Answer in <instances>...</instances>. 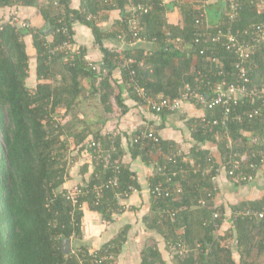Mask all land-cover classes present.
Masks as SVG:
<instances>
[{
    "label": "trees",
    "instance_id": "trees-1",
    "mask_svg": "<svg viewBox=\"0 0 264 264\" xmlns=\"http://www.w3.org/2000/svg\"><path fill=\"white\" fill-rule=\"evenodd\" d=\"M138 1L152 6L149 12L141 13L138 31L140 39L154 43V47H126L124 51L127 56L144 61V65L137 68V76L139 83L150 94L178 97L187 84L194 85L197 82V71L203 68L204 62L201 48L210 45L212 49H217L212 41L195 42V32L198 30L196 20L203 9L200 5L204 4V0H195L197 8L186 4L185 0H177L184 17L183 22L178 24L168 21L163 0ZM240 3L239 14L230 20L224 0V9L219 12L218 18L206 22L209 27L204 25L201 30L216 33L218 28L228 26L245 29L253 23L264 21V0H240ZM16 4L38 7L44 25L37 28L23 27L10 16L2 22L3 27L0 29V264H114L115 258L113 263H95L86 245L78 246L83 251H78V247L68 254L62 251L64 238L74 240L82 236L83 219V207L73 206V202L65 195L64 184L68 175V140L65 130L68 127V130H72L74 125L67 122L76 119L82 99L94 93H99L105 112L114 110L113 98L118 106H125L121 95L115 94L113 72L121 68L127 85L128 73L119 55L111 51L105 41L110 38L119 40V35L128 27L131 16L129 2L81 0L80 5L74 7L72 0H0V8H12ZM112 11H120L121 17L109 26H102L103 14ZM76 23L86 25L99 45L102 59L97 63V69L82 59L83 55H87V48L82 45L75 53V59L68 56L65 50L53 55L51 48L46 46L49 40L51 46L64 40L62 33L58 32L63 24L70 28L76 41ZM127 40L130 41L131 37ZM30 47L35 51L37 76L32 86L28 82L33 55ZM220 48L218 52L224 61L225 71H233L235 56ZM250 74L253 85H264V48L253 56ZM213 79L217 80L218 77L213 76ZM84 80L92 88L89 89ZM129 90L139 101L131 87ZM166 112L169 111L162 113ZM65 119L67 121L63 122ZM190 125L196 142L215 143L219 155L198 146H194L187 155L163 139V153L157 152L156 147H151L153 153H150L148 148H142L133 141L134 135L140 130L129 140L132 156L153 162L156 171L160 165L166 164L171 169H177L178 177L174 186L181 187L180 193L175 191L171 198L155 199L152 218L146 217L145 221L150 219L149 226L162 235L165 252L162 253L159 242L154 240L142 250L140 264H171L168 255L172 250L175 251L178 264H264V218L237 215L241 210H264V195L256 200L232 205L229 219L224 214L214 218V211H223V207L216 206L215 200L209 197L204 206L199 203L200 197L214 191L211 177L215 172H207L208 159L214 157L218 161L220 157L226 163L231 149L222 137V131L217 135L204 132L199 119L191 120ZM90 131L92 129L83 128L77 135V143L82 145ZM250 132L264 135V117L252 124H231L230 134L238 140L234 145L235 151L252 148L248 136ZM100 135V132L94 133L95 138ZM106 142V146L111 147L112 141L108 135ZM114 144L116 147L111 148L110 152V167L104 170L97 161L90 180L84 185L91 187L97 183L103 184L112 173V164L118 161L121 165L119 191L123 192L130 186L139 189L135 171L122 161L124 149L121 136H115ZM173 151L177 153L178 162L172 165L168 157ZM161 177L157 174L152 177V181H158ZM95 196L96 193L91 192L84 202L100 210L106 218L111 217L114 211L122 210L117 205L119 200L115 197V191H103L98 205L93 204ZM164 207L174 208L176 215L162 216ZM226 220L231 223L230 228L222 230ZM126 232L124 229L122 234L104 244L100 249L101 254L109 251L117 257L126 241ZM181 240L190 247L185 257H180L176 249Z\"/></svg>",
    "mask_w": 264,
    "mask_h": 264
},
{
    "label": "built area",
    "instance_id": "built-area-1",
    "mask_svg": "<svg viewBox=\"0 0 264 264\" xmlns=\"http://www.w3.org/2000/svg\"><path fill=\"white\" fill-rule=\"evenodd\" d=\"M125 1L129 2L131 16L128 20V27L119 35V40L121 42H129L127 39L130 36V41H141L138 31L141 13L149 12L152 6L138 0ZM225 1L229 10V19L234 20L241 10L240 0ZM200 8L204 9L205 7L201 6ZM203 9L196 20L198 30L195 32V42L207 43L212 41L217 45V49H212L210 45L201 48L200 53L204 55V62L203 68L197 71V82L194 85L187 84L182 94L178 97H160L150 94L139 83L137 76V68L143 66L144 61L136 57L127 56L122 47H110V50L119 55L123 68L128 73V86L132 88L142 105H145L153 112L162 113L163 111H175L185 102L194 103L204 110V114L199 118L202 130L206 133H215V135L220 134L219 132L222 131V137L227 141V146L231 149V155L226 163L217 161L214 157H209L207 172H215L211 177L214 191H209L205 196L200 197L199 203L204 206L208 197L215 200L216 194L214 192L218 190V177L222 171H225L234 183L241 184L255 181L260 170L264 168V135L258 132H250L248 136L252 148L244 151H235L234 145H236L238 140L230 134L231 124H252L255 120L264 117V85H253L250 74L253 56L257 51L264 48V21L253 23L245 29H233L232 26L220 27L216 33H211L201 30L204 25L209 27V24L206 23L208 22L207 13ZM14 20L23 27L31 26L28 20H22L17 15ZM2 27L3 24L1 23L0 29ZM58 32L62 33L64 40L55 46H51L49 40L46 42V46L51 48L50 51L53 55L59 50H65L68 56L75 59V53L79 50V46L74 40L73 34L70 33V28L63 24L58 29ZM220 47L235 56L232 64L233 71H225L224 61L218 52L221 49ZM208 52H211V54L207 55ZM82 59L93 69L98 68L97 62L87 58V55H83ZM213 76H217L218 79L214 80ZM232 77L234 78L233 80ZM113 101H115V98H113ZM133 141L142 148H148L150 153H153L152 149H150L151 147H156V151L160 153L164 151L161 136L152 128L138 131L134 135ZM89 148L93 157L102 164L104 170L110 167L109 158L111 154L106 151L102 138L93 137L89 141ZM114 148L112 147V149ZM168 160L172 165L177 163V153L175 151L170 153ZM112 166V173L103 184L97 183L91 187L77 185L66 190L65 195L73 202V206L82 207L84 198L89 196L91 192L96 193L93 204L98 205L105 190L115 191V197L118 199L127 198L138 190V188L130 186L120 192L121 165L117 161ZM157 174L160 177L162 176L158 181L153 182L152 178L149 181V192L154 199H168L173 196L175 191L180 193L181 187L175 188L174 186L178 177L177 169H171L168 164L160 165L154 177ZM107 200L110 201L109 198ZM222 212L219 209L215 210L213 217L220 218L223 215ZM161 214L162 216L166 214L174 217L176 210L171 207H164L161 210ZM237 215L264 218V210H241ZM176 249L180 257H185L190 247L186 241L181 240L178 242ZM77 250L83 251L81 247H78ZM89 255L95 263H113L114 260V254L109 251L101 254L100 249L89 251Z\"/></svg>",
    "mask_w": 264,
    "mask_h": 264
},
{
    "label": "crops",
    "instance_id": "crops-1",
    "mask_svg": "<svg viewBox=\"0 0 264 264\" xmlns=\"http://www.w3.org/2000/svg\"><path fill=\"white\" fill-rule=\"evenodd\" d=\"M48 1V0H41ZM179 2L181 0H178ZM184 1V0H183ZM224 1V0H223ZM221 0H204L207 13V21L210 22L218 18L219 12L224 9V4ZM186 4L196 5L195 0H185ZM81 0H72V5L78 7ZM166 5V17L170 23H182L183 14L177 0H163ZM19 16L22 20H28L30 27L37 28L44 25V18L38 7L25 6L16 4L10 8H0V24L10 16ZM105 17L102 20V26H109L111 23L121 17L120 11H112L103 14ZM108 15V16H106ZM75 39L78 46L87 48V58L94 62H99L102 59L99 45L95 43L92 31L82 23L75 25ZM30 43V42H29ZM154 43L147 41H129L121 42L117 39H108L105 45L110 47L128 48H146L152 49ZM156 48V46H155ZM31 56V76L28 80L32 86L36 83V61L35 51L30 47ZM113 86L115 94H120L124 100L125 106H118L116 101H113V111L105 112L104 108L101 112H94L90 106L85 105L86 101L95 98L99 93H94L88 98H83L76 111V119L67 122L74 125L72 130L68 127L65 130V135L68 140V164H67V180L64 188L71 189L77 185L86 184L96 167L97 160L93 157L92 151L89 148V141L94 137V133L100 132V138L106 142V137L110 139L111 147L105 149L109 153L111 148L116 147L114 144L115 136H121V142L124 149L122 156L123 163H127L133 171H135L140 187L136 192H133L127 198H119L118 206L122 208L120 212H113L111 217L106 218L104 214L97 209H94L88 202L83 203V219H82V236L72 239V247L86 245L90 251L99 250L104 244L122 234L125 229L126 241L123 242L120 254L114 255V264H140L142 259V250L152 244V241L157 240L162 253L165 252L164 239L157 230L149 226L151 220L145 221L146 217H151L154 213L153 205L155 199L149 192V181L154 176L156 169L153 162H146L142 157H133L129 148V140L138 130L155 129L164 141L171 142L175 148L182 151L184 154H190V150L194 146L204 147L212 150L216 155H219L218 146L213 142L197 143L193 136V129L190 121L199 119L204 114V110L194 103L185 102L179 109L166 113L153 112L151 109L142 105L136 100L125 82L122 69L117 68L113 72ZM87 80L84 83L88 86ZM92 88V86H90ZM93 108V107H92ZM95 109V108H93ZM125 109V110H124ZM124 110V111H123ZM94 112V115L90 114ZM67 120H63V122ZM91 130L90 135L78 144V134L81 130ZM103 135V136H102ZM109 141V140H107ZM108 154V153H107ZM219 157V156H218ZM220 158V157H219ZM218 158V161L221 159ZM264 195V168L260 170L255 181L247 184H236L222 171L218 177V191L215 196V205L223 207V214L226 219L231 218V206L241 201L256 200ZM111 204V200L109 201ZM109 204V205H111ZM114 208V207H113ZM231 223L225 221L222 225V230L230 228ZM223 233V232H222ZM165 258L167 256L165 255ZM170 262V259L168 260Z\"/></svg>",
    "mask_w": 264,
    "mask_h": 264
},
{
    "label": "rangeland",
    "instance_id": "rangeland-1",
    "mask_svg": "<svg viewBox=\"0 0 264 264\" xmlns=\"http://www.w3.org/2000/svg\"><path fill=\"white\" fill-rule=\"evenodd\" d=\"M87 83H88V85H89V89H90V83H89V82H87ZM115 101H116V100H115ZM85 105L90 106L91 109H92L94 112H98V113H100V112H101V109L103 108V105H102V103H101V101H100V96H99V95H97V96H96L95 98H93V99H89V100H87ZM92 107L95 108V109H93ZM94 112H90V111H89V113L92 114V115H94ZM57 119H58V118H57ZM174 253H175L174 250L170 251L168 257L170 258L171 264H178V261H177V259L175 258Z\"/></svg>",
    "mask_w": 264,
    "mask_h": 264
},
{
    "label": "water",
    "instance_id": "water-1",
    "mask_svg": "<svg viewBox=\"0 0 264 264\" xmlns=\"http://www.w3.org/2000/svg\"><path fill=\"white\" fill-rule=\"evenodd\" d=\"M62 251L65 254L71 253L73 251L72 247V239L70 238H64L62 242Z\"/></svg>",
    "mask_w": 264,
    "mask_h": 264
},
{
    "label": "clouds",
    "instance_id": "clouds-1",
    "mask_svg": "<svg viewBox=\"0 0 264 264\" xmlns=\"http://www.w3.org/2000/svg\"><path fill=\"white\" fill-rule=\"evenodd\" d=\"M82 185H84V184H82Z\"/></svg>",
    "mask_w": 264,
    "mask_h": 264
}]
</instances>
